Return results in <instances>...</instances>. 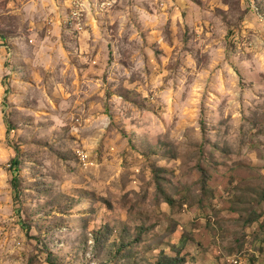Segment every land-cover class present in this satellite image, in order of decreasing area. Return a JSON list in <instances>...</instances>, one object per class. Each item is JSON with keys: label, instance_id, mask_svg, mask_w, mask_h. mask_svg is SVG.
Masks as SVG:
<instances>
[{"label": "rangeland", "instance_id": "1", "mask_svg": "<svg viewBox=\"0 0 264 264\" xmlns=\"http://www.w3.org/2000/svg\"><path fill=\"white\" fill-rule=\"evenodd\" d=\"M166 257L264 264V0H0V264Z\"/></svg>", "mask_w": 264, "mask_h": 264}, {"label": "trees", "instance_id": "2", "mask_svg": "<svg viewBox=\"0 0 264 264\" xmlns=\"http://www.w3.org/2000/svg\"><path fill=\"white\" fill-rule=\"evenodd\" d=\"M6 92H8V90H6ZM11 127L8 125L7 126V135L9 136V134H10V132H11V129H10ZM12 165H17V164H19V162H18V158L17 157H15L12 161ZM18 166H16L15 167V170H16V168H17ZM18 169V168H17ZM13 187L16 189V185L15 184H13ZM169 202L170 203H172L173 202V200L172 199H170L169 200ZM167 258V260H169V263H167V264H177L179 261H180V258H170V257H166ZM53 264H55V263H53Z\"/></svg>", "mask_w": 264, "mask_h": 264}]
</instances>
